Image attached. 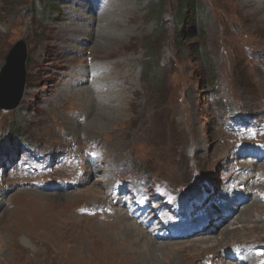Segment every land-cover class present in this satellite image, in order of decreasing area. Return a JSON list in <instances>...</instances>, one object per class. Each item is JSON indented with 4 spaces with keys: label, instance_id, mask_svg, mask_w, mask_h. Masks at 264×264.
<instances>
[{
    "label": "rangeland",
    "instance_id": "obj_1",
    "mask_svg": "<svg viewBox=\"0 0 264 264\" xmlns=\"http://www.w3.org/2000/svg\"><path fill=\"white\" fill-rule=\"evenodd\" d=\"M105 2L116 12L82 27L98 29L94 38L73 42L82 21L69 14L104 15ZM195 4L191 27L178 24L177 0H0V77L15 45L27 46L23 99L14 110L0 109V264H138L152 254L146 243H124L130 227L116 219L81 214L101 201L156 246L172 244L154 264H200L217 248H190L209 234L202 230L210 222L221 229L213 235L219 264L236 244L254 264L264 260V0ZM102 24L126 44L100 50ZM97 62L106 76H127L134 91L119 93L120 104L104 97L118 92L109 89L102 100L58 102L73 67ZM89 157L101 159L108 176L58 182L72 160L88 166ZM240 212L248 224L232 226Z\"/></svg>",
    "mask_w": 264,
    "mask_h": 264
},
{
    "label": "bare ground",
    "instance_id": "obj_2",
    "mask_svg": "<svg viewBox=\"0 0 264 264\" xmlns=\"http://www.w3.org/2000/svg\"><path fill=\"white\" fill-rule=\"evenodd\" d=\"M118 0H115V2H117ZM106 6L105 8L107 9L106 10V13L104 12V15H101L100 13L97 12V15H92V16H86L81 18L82 17V14L79 10H76L74 13L71 12L70 17L71 18H74V19H78V17H80V20L82 21V23L80 24H77L76 26L79 27V31H72L71 33L72 34H75L73 35V42H79L80 39H82L83 37H93L94 38V34H96V32L98 31V29L96 30H88V29H82V27H85L86 25H93L95 24V21L96 19H98V16L99 18H109L111 16V14H113V12L117 10L118 7H115L114 4H110V3H107L105 2L104 3ZM82 8H81V11H84V10H88V4L87 5H82V4H79ZM120 9V8H119ZM105 10V9H104ZM128 10V9H127ZM124 11V9H123ZM131 11V12H130ZM129 12V17L128 19L130 20V23L132 24L133 20L136 19L135 15L132 13V10H130ZM120 12V11H119ZM70 18V19H71ZM110 21H112L110 23ZM121 21V20H120ZM109 22V23H108ZM108 24H113V25H116L115 21L112 20L110 18L109 21H107ZM119 23V22H118ZM70 24V23H69ZM128 24V23H127ZM126 24V25H127ZM101 26V25H100ZM100 26H98L97 28H100ZM103 26V24H102ZM117 26V25H116ZM113 27V26H112ZM111 27V28H112ZM66 30H70V26H66L65 27ZM104 28V30H101V33L100 35H98L97 38L101 37V36H105L106 39H107V42L105 44H102L101 46H98L100 47V50L104 51L105 48H101L103 47L104 45H107L108 47H113V46H124L126 44V41L127 39L125 38H117L118 36L117 35H107L108 31L106 30L107 29V26H103L102 29ZM110 28V27H109ZM113 29V28H112ZM100 30V29H99ZM116 30V29H115ZM113 30V31H115ZM125 30V29H124ZM5 31V30H4ZM110 31V29H109ZM6 33V32H5ZM128 35V34H126ZM3 37V36H2ZM130 38H133L132 36H129ZM128 37V38H129ZM99 41V40H98ZM112 41V42H111ZM129 41V40H128ZM100 44V43H99ZM114 44V45H113ZM106 46V47H107ZM97 47V46H96ZM77 48V47H76ZM67 49H71L70 47H68ZM96 49V48H95ZM99 51V50H98ZM126 51V49H125ZM113 53V52H112ZM131 53V52H130ZM133 53V52H132ZM101 55V54H100ZM123 56V55H122ZM113 57V56H112ZM109 58V57H108ZM103 59V58H102ZM124 59V58H123ZM122 59V60H123ZM130 59V58H129ZM127 60V62H129L130 60ZM126 60V59H125ZM87 62V59H85V61L82 62V65L83 64H86ZM124 64V63H123ZM126 64V63H125ZM81 64H78V65H75L73 67L74 71L73 73H70V78L68 80V82L66 83V85H68V87L66 88V85L62 87L61 91H60V94H58V102H65V101H68L69 99H72V98H76V97H86V96H89V97H93V95H97L99 98H103L104 96V93H109L111 91H105L106 89H109V90H112V91H116L118 90V92H115V93H111V95H105L104 97L105 98H110V99H115L116 97H118L119 93H123L124 95L129 92V91H134V89H132V87H126L125 84L127 85H131L130 83H128V77L125 76H122L119 74L118 77H116V75L114 76H106L105 75V72L102 70V67L99 66L100 63L97 62V63H94V64H87L85 66H82ZM111 65V63L108 64V67L109 68ZM127 67V66H125ZM124 70V69H123ZM125 71V70H124ZM123 71V72H124ZM127 71V70H126ZM101 72V76H97L99 73ZM109 72L110 73H113L111 71V69H109ZM114 74V73H113ZM122 74V73H121ZM74 76V77H73ZM76 78H79L81 79V81L78 83H75L74 79ZM132 78V77H131ZM122 81V85H120V83L118 81ZM99 82L105 84V86H103V84L101 85L102 88L100 87V85L98 84ZM70 83H74V84H70ZM87 84L89 85V90L90 92L87 93L89 90L87 89L88 86L84 85V84ZM78 84V85H76ZM77 86H80L83 90L79 89V90H76V93L77 94H74L72 90L76 89L75 87ZM86 86V88H85ZM96 88H100V90L96 89ZM85 90H88V91H85ZM123 96V95H122ZM126 96V95H125ZM124 96V97H125ZM123 97V101L122 103L126 102V100L124 99ZM68 98V99H66ZM97 98V97H95ZM100 100V101H101ZM99 101V102H100ZM130 101V100H129ZM113 104H120L118 102L117 99H115L114 101H112ZM132 103H133V100H132ZM131 104V103H130ZM114 110L116 111H120L119 110V106H114L113 107ZM99 115V114H98ZM100 116L103 118V114H100ZM109 117V116H108ZM72 120V119H71ZM56 132V131H54ZM85 136H87L85 134ZM90 142H93L91 141V138H90ZM54 145V143H50V146ZM64 146V145H63ZM64 149V148H63ZM50 150V149H48ZM52 151V150H51ZM50 151V153H51ZM66 151V150H65ZM57 152V151H56ZM75 152V151H74ZM73 152V153H74ZM68 153V152H67ZM77 154V153H76ZM79 155V154H78ZM93 157H89V162H88V166L87 165H82L81 163L77 162L76 160H72V164L70 163V166L69 168L67 169V176L64 177V179H61V180H58V182H64L66 183L64 186H67V184H69L71 182L72 179L74 180H78L79 183H83V182H88L87 178H89L88 176L90 174H94V173H99L101 175L102 178H105L106 175L108 176L109 172H104L101 167L102 165V162H101V159L99 158H96L94 159ZM115 161V160H114ZM116 162V161H115ZM45 175L49 176L48 178H52V172H47ZM51 175V176H50ZM64 175V174H63ZM60 178V177H59ZM49 180H52V179H49ZM63 191V190H61ZM61 194V193H60ZM66 194V193H64ZM146 194H148V192L146 191ZM55 195H58V194H55ZM101 201V200H100ZM119 202V201H118ZM109 205H110V202L108 201ZM84 204V203H83ZM90 204V203H89ZM95 204V203H94ZM99 205H97V207L95 206V209L92 208L91 206V209L89 208H86L82 211L81 214H85V213H89V214H94V215H100V216H104V217H109V218H112V219H116V222H120L119 224H122V229H126L128 227H130L129 230H127V232L125 233V239L122 240L124 243L126 244H133L135 243L136 246L139 245L141 242L142 243H146L147 245V249L148 251L152 254H149L148 256L146 257H143L141 258L140 261H138V264H154V262L156 261V254L157 252H159L161 249H169V248H173V246H171L172 244H167V245H159V246H156L154 240H153V237L149 238V235L147 234V232L143 235V231L141 229H138L135 227V228H132V225L131 224H134L132 222H130L128 220V218H126L125 216H123L122 214H120L117 210H110L107 203L105 201H101L98 203ZM79 205V204H78ZM81 205V204H80ZM69 207V206H68ZM93 209V210H92ZM81 212V211H80ZM254 213V212H253ZM261 213V212H259ZM224 214L225 213H222L223 216H221L219 218V221H220V226L221 228L224 227L225 228V232L227 231L226 229V223L228 222V220H224ZM238 214V212L236 213ZM241 215V212L239 213V215H236V222H233L232 223V226H235L237 223H242V227L246 224H248V221H244V222H240V220L238 219L239 216ZM252 216V215H251ZM88 217V216H86ZM74 218V217H73ZM98 218V217H97ZM100 218V217H99ZM102 218V217H101ZM86 219V218H85ZM93 219V218H92ZM79 220V219H78ZM84 220V219H83ZM88 220V219H87ZM105 220V219H104ZM76 221V220H75ZM98 221V220H97ZM107 221V220H106ZM105 221V222H106ZM217 221V222H219ZM231 221V220H230ZM233 221V220H232ZM235 221V220H234ZM86 222V220H85ZM96 222V221H95ZM100 222V221H99ZM61 223V222H60ZM77 223V222H76ZM108 223V221H107ZM211 223V224H210ZM210 223H207L206 225L210 224L209 227H205L203 228L202 231H206L208 232L209 234L207 235H197V237H202L201 240H195V245H193L192 247L194 248H190V249H194L192 251H196V252H200V251H204V250H208V249H212V250H215V248H217L218 250V247H217V244H218V238L214 237V233L215 231H218L220 229V227H213L214 226V222H210ZM231 223V222H230ZM68 224V223H67ZM112 225V223H110ZM89 225V224H88ZM231 225V224H230ZM60 226V230L61 231H65V227L63 224H59ZM86 226V225H85ZM90 226V225H89ZM100 226V225H99ZM103 226V224L101 225ZM109 226V225H108ZM120 226V225H119ZM106 227V226H105ZM118 227V226H117ZM174 227V225H173ZM229 227V226H228ZM242 227H234L233 229H231L232 231H235L237 230V232L239 231H242ZM89 228V227H88ZM108 228V227H107ZM111 228V227H110ZM168 228H171V227H168ZM85 229V228H84ZM94 229V228H93ZM241 229V230H240ZM67 230V229H66ZM221 230V229H220ZM229 230V229H228ZM82 231V230H81ZM140 231V233L138 232ZM70 232V231H69ZM83 232V231H82ZM224 232V233H225ZM93 233V232H92ZM142 233V234H141ZM183 233V232H182ZM196 233V232H193V233H189L188 235H184L185 238H190L191 236H193V234ZM204 233V232H203ZM86 235V234H84ZM144 236H145V239H144ZM82 237V236H80ZM169 237V235H168ZM171 237V236H170ZM231 237V236H230ZM154 239H157V238H154ZM166 240V239H165ZM98 242V240L96 241ZM101 242V241H100ZM252 247H251V251H252V254L253 253H256V250L257 248L259 247L258 244L256 243H253L251 244ZM235 246H244V244H236ZM186 246H184V248H182L183 250L185 249ZM230 247V246H229ZM154 248V249H153ZM213 251L211 253H206L204 255L203 258L200 259L201 263H203V261L207 262V264H219V261L217 260L218 258V252L219 251ZM139 251H141L142 253H145L144 249H139ZM188 252L190 251L189 249L187 250ZM208 252V251H207ZM225 253V252H224ZM251 254H248V253H244L243 255L240 256V261L238 260H223L222 261L220 260V263L221 264H254V262L252 261V258H251ZM91 257V256H90ZM94 257V256H92ZM229 258V256H227ZM96 258V257H95ZM217 258V259H216ZM195 259V258H194ZM123 260V259H122ZM136 261V259H135ZM131 263V261H129ZM156 263V262H155ZM256 264H264V260H259L258 262H255Z\"/></svg>",
    "mask_w": 264,
    "mask_h": 264
},
{
    "label": "water",
    "instance_id": "obj_3",
    "mask_svg": "<svg viewBox=\"0 0 264 264\" xmlns=\"http://www.w3.org/2000/svg\"><path fill=\"white\" fill-rule=\"evenodd\" d=\"M26 43L19 41L7 59L0 77V109L10 111L19 107L26 86Z\"/></svg>",
    "mask_w": 264,
    "mask_h": 264
},
{
    "label": "trees",
    "instance_id": "obj_4",
    "mask_svg": "<svg viewBox=\"0 0 264 264\" xmlns=\"http://www.w3.org/2000/svg\"><path fill=\"white\" fill-rule=\"evenodd\" d=\"M178 1V9L177 13L175 15L176 20L178 24H181V26H185L187 22H191L190 26L192 27L196 19L194 18L195 11L197 9L195 0H177ZM161 7V4L158 3L156 5H153V7L159 8ZM157 10V11H158Z\"/></svg>",
    "mask_w": 264,
    "mask_h": 264
}]
</instances>
